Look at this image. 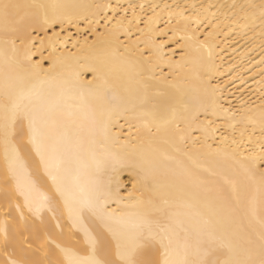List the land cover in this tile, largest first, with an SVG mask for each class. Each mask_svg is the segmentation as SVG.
<instances>
[{
	"label": "snow or ice",
	"instance_id": "snow-or-ice-1",
	"mask_svg": "<svg viewBox=\"0 0 264 264\" xmlns=\"http://www.w3.org/2000/svg\"><path fill=\"white\" fill-rule=\"evenodd\" d=\"M91 7L0 0L5 46L11 44L14 54L25 48L22 59L6 60L0 76V264H264V111L258 126L251 118L238 124L235 113L213 101L211 115L222 111L232 121L226 126L232 129V147L216 150L205 166L195 148L200 138L192 139V133L195 127L206 143L219 130L215 120H200L209 112V90L184 87L179 73L173 76L193 42L198 50L209 47L212 32L198 31L199 14L188 17L182 9L176 15L183 27L177 20L168 37L176 49L165 52L167 26L158 33L151 26L142 29L147 39L137 37L135 43L144 48L125 47L128 78L119 84L110 82L103 67L87 66L92 78L85 82L80 70L66 79L53 74L55 61L47 69L32 62L34 31L73 22ZM228 7L245 19H259L264 30V0ZM209 25L215 27L211 20ZM180 32L185 35L178 41ZM53 37L59 33L47 38ZM176 51L181 60L174 62ZM41 59L51 56L41 53ZM116 111L131 113L149 143L170 145L179 155L113 152L107 133ZM228 139L222 135V141ZM190 140L193 148L187 149ZM121 168L132 174L124 194L104 179ZM17 218L23 230L17 225L10 235L9 221Z\"/></svg>",
	"mask_w": 264,
	"mask_h": 264
},
{
	"label": "bare ground",
	"instance_id": "bare-ground-1",
	"mask_svg": "<svg viewBox=\"0 0 264 264\" xmlns=\"http://www.w3.org/2000/svg\"><path fill=\"white\" fill-rule=\"evenodd\" d=\"M43 2L93 6L82 10L80 16L74 18L73 22L66 20L62 26L58 22L47 31L39 29L38 32L32 33L35 39L30 38L33 63L40 61L42 68L47 69L49 64L55 61L57 67L53 74L62 73L66 79H72L73 74L80 70L81 79L85 82L92 78L87 67L89 65L103 67L109 73V80L113 84L127 80L128 70L122 57L126 46L133 51L144 48L143 43H140L139 48L135 43L137 37L141 40L147 39L148 33L147 31L142 33V29L147 30L151 26L158 33L160 29L167 26L169 31L164 36L167 44L164 51L171 52L176 49V44L168 39L173 35L171 28L177 24V20L181 21V27L184 23L176 13L184 9L185 16L199 14L203 23L197 30L207 29L212 32V37L208 41L209 47L198 50L195 47L198 41L193 42L191 50L182 61L183 67L173 73V76L179 73V81L184 87L199 88L201 92L205 88L209 90V112L207 116L201 114L200 120L213 119L214 126H220L214 137L208 136L206 143L204 135L194 127L192 139L200 138L195 145L200 153L199 162L208 166L215 158L216 150L230 151L232 147V129L226 127L232 121L228 120L222 111L217 116L211 115L213 101L221 109H228L235 113L238 124L241 120L249 122L251 118L257 122L258 126L261 112L264 111V64L260 63L261 58L264 57V30L261 29L259 19L255 21L245 19L243 13L235 11L234 14V10L228 6L234 3L259 5L261 0H43ZM107 4L113 7H96V5ZM140 5L145 7L141 8ZM154 5L157 7L153 8ZM165 5L171 7L165 8ZM191 5L197 7L191 8ZM208 5L212 7L204 12L203 7ZM221 5H223L222 8ZM170 12L173 16L171 24H168ZM84 15L88 18L84 19ZM156 17H159L158 21ZM150 18L153 19L149 25ZM209 20L215 27L209 25ZM53 32L59 33V38L53 37V40L49 41L47 37L52 36ZM183 35L185 33L180 32L175 39L179 41ZM116 36L119 37L118 40L115 39ZM204 38L205 34L201 32L200 40ZM19 44L20 42L17 41V45ZM41 53L45 58L51 56V59H41ZM24 54V47H20L19 52L14 54L11 44L6 47L3 36L0 35V76H2L6 60L22 59ZM173 60L174 62L181 60L179 51L175 52ZM163 72L165 74L169 72L167 65L163 66ZM173 76H169V79H173ZM212 89H215L214 93ZM91 103L94 107L96 106L95 101ZM81 119H84L83 115ZM110 121L107 135L109 147L113 152L121 155H127L133 151L146 155H159L160 152L179 155L174 153L170 145L158 141L149 143L148 134L143 129L137 132L138 121L132 117L131 113L116 111L110 117ZM84 122L87 123L86 120ZM130 127L131 134H129ZM242 127L243 124H240L236 130L237 139ZM249 131H251V125ZM222 135H228L229 139L222 141ZM192 148L190 140L187 149ZM131 177L132 174L129 171L121 168L114 173L106 174L104 179L106 182L110 181L113 187L119 186L122 189L121 194H124L131 188ZM3 220L4 217L0 214V228L3 227ZM17 225L23 230V225L19 223L18 218L16 222L10 219L8 224L10 235ZM23 234L28 233L23 232ZM2 237L3 233L0 232V240ZM30 242V240L27 241L25 247Z\"/></svg>",
	"mask_w": 264,
	"mask_h": 264
}]
</instances>
